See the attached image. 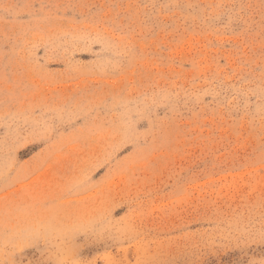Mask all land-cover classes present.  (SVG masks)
Here are the masks:
<instances>
[{"label":"rangeland","instance_id":"obj_1","mask_svg":"<svg viewBox=\"0 0 264 264\" xmlns=\"http://www.w3.org/2000/svg\"><path fill=\"white\" fill-rule=\"evenodd\" d=\"M0 264H264V0H0Z\"/></svg>","mask_w":264,"mask_h":264}]
</instances>
